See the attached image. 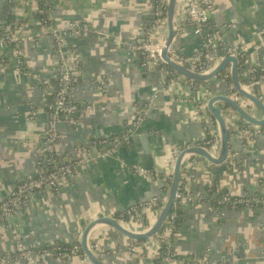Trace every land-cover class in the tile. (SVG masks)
Here are the masks:
<instances>
[{
  "label": "crops",
  "instance_id": "1",
  "mask_svg": "<svg viewBox=\"0 0 264 264\" xmlns=\"http://www.w3.org/2000/svg\"><path fill=\"white\" fill-rule=\"evenodd\" d=\"M50 2L55 6L57 22L93 17L95 28L105 32L103 37L92 33L76 40L71 38L69 42L81 54L72 91V97L80 103L77 111L80 124L76 128L60 127L55 151L61 156H73L76 146L92 139L118 138L133 121L136 108L144 104L150 90L161 86L163 67H147L140 54L129 62L128 49L114 42L140 39L142 28L149 25L152 17L149 0ZM3 6L4 0H0V23L5 21ZM14 17L19 31L41 36L35 42L21 44L25 61L21 72L0 62V200L35 168L47 125L48 103L42 97L37 75H49L57 64L40 23L38 3L17 0ZM211 22L229 44H239L250 53L264 55V0H214ZM200 45V38L186 24L173 46L181 53L190 54ZM230 67L231 64L227 69ZM102 77L107 79L105 91L97 88ZM176 77L169 80L145 117L147 131L151 133L153 128L160 139L152 144V153L161 155L164 163L175 158L178 147L200 141L206 132L205 124L194 112L199 102L205 104L213 95L226 93L219 79L200 81L198 88L190 89ZM242 105L257 118L262 117L250 101H243ZM215 106L221 107L227 118L230 154L237 150L240 155L234 163L228 159L222 164H213L198 155L189 158H197L198 162L190 168L185 191L196 200L184 206L183 219L172 237V245L177 255L192 258L186 264H196L194 259L206 252L213 261L229 258L235 252L237 264H264V206L220 208L208 199L216 195L211 192L212 186L233 195L264 191V132H246L245 128L254 130V126L239 118L223 102L217 101ZM206 127L218 133L216 122ZM103 147L105 144L99 145L97 152L104 151ZM97 155L78 176L63 183L59 191L31 196L26 208L15 216L12 222L24 235L26 246L40 248L54 243H74L79 241L77 237L93 217L110 216L162 193L159 181L137 171L138 166H146L135 148H121L117 156ZM146 215L148 226L158 217L152 209ZM95 240L102 243L108 264H152L158 259L152 238L136 241L110 226L97 224L89 233V241ZM134 242L141 247L128 253V247ZM14 249L10 232L0 227V254ZM43 260L46 264H87L79 255L59 258L46 254Z\"/></svg>",
  "mask_w": 264,
  "mask_h": 264
},
{
  "label": "built area",
  "instance_id": "2",
  "mask_svg": "<svg viewBox=\"0 0 264 264\" xmlns=\"http://www.w3.org/2000/svg\"><path fill=\"white\" fill-rule=\"evenodd\" d=\"M35 1L38 3L41 12V26L44 28L48 42L56 55L57 64L53 66V71L49 75L42 73L37 75V82L41 89L42 97L48 103L47 125L42 134L45 137V141L44 145L40 147L35 168L0 200V227L7 228L15 242V249L13 251L0 254V264H46L43 260V256L46 254L59 258L71 255L85 256L84 253L80 254L79 250L81 246L76 243H70V246L65 248L55 243L51 245L52 248H30L24 244V235L19 231L18 225L13 223L12 220L21 210L26 208L31 196L43 191H59L63 183L74 179L81 173L82 169L88 165L92 158H95L94 155L98 154L105 157L109 154L108 151L94 152V149H97L99 145H106L110 142L109 140L92 139L87 143L76 146L74 155L66 156L64 162L52 156L56 153V144L61 136L60 127L66 125L76 128L80 124V119L77 115L80 103L72 97V91L75 88L80 70L81 54L76 49L70 47L69 42L71 38L72 40H76V38L100 32L94 26L93 17L85 20L72 18L57 22L55 20V6L50 0ZM149 1L152 6V17L149 25L142 28L139 34L140 39L136 38L124 41L116 39L114 41L116 46H123L128 49L127 60L129 62L136 55L140 54L144 62L153 61L155 65L163 67L164 76L161 86H154L146 95L144 104L136 108L133 118V125L136 126L145 120L150 107L159 97L160 93L168 86V76H171V78L177 76L190 89H196L200 84V81L186 78L171 67L164 66L165 63L161 57L164 40L159 39L158 34L160 33V29H163L165 36L168 0ZM16 2L17 0H4V4L12 5L13 14ZM179 2L181 4L177 7V34H181L185 29V25L189 24L191 25L192 32L200 38L201 45L196 52L186 54L176 50L173 44L169 49V55L189 69L201 73L214 70L224 57L236 55L239 59V74L243 87L249 92L254 93L264 102V55H258L256 52L250 53L242 45L229 44L224 40L219 29L212 26L211 12L214 9V0H179ZM15 20L14 18L0 33V62L11 66L16 72H21L25 66L21 44L23 42H35L41 34H25L19 31ZM65 45L70 48L68 51L64 49ZM214 78L223 82L226 87L225 94L230 95L234 100H237L241 104L243 101H250L237 92L231 78L230 69L224 70ZM97 88L100 91L106 90V77L100 78ZM49 96H51L50 100ZM207 102L205 104L199 102L194 108L195 116L205 124L206 132L200 141L178 147L174 153L175 157L184 148L195 145L208 149L214 156L218 155L220 148L219 130L218 133L212 132L213 136L207 138L208 131L210 132V130H208L206 125H212L215 122H213V117L207 109ZM250 126H254V130L249 128H245L244 130L251 134L264 132L262 126L252 124ZM239 155L240 152L236 150L230 154L228 159L231 163H234ZM190 157H186L182 163V177L179 188L165 225L157 235L152 237L156 244V250H158L159 262L157 264H186L192 260L188 256L177 255L172 245V237L177 231L176 219L178 218L179 210L184 208L187 203H192V201L196 200L195 197L187 194L185 191V184L190 168L198 162L197 158L190 160ZM48 162L53 163L54 167L51 170L47 169ZM136 169L141 174L159 181L162 184V193L132 204L110 216L118 220L125 227L136 232H142L149 227L146 219L147 210L152 209L159 214L163 208L172 181L173 168L170 166V169L164 171V173H159L144 166H138ZM232 195L231 193L225 194L219 202L229 200V197ZM250 195L252 194L248 192L236 195L237 198L232 201L233 206L245 204V206L252 207V202L259 199L257 197L250 198ZM89 246L99 258L105 259L106 253L99 240L89 241ZM138 247L141 246L135 245V242L130 244L128 253L136 251ZM194 261L196 264H237L238 256L233 253L229 258L213 261L206 252V254L194 259ZM152 264H156L155 260Z\"/></svg>",
  "mask_w": 264,
  "mask_h": 264
},
{
  "label": "water",
  "instance_id": "3",
  "mask_svg": "<svg viewBox=\"0 0 264 264\" xmlns=\"http://www.w3.org/2000/svg\"><path fill=\"white\" fill-rule=\"evenodd\" d=\"M180 4L181 2H179V0H168L166 34L164 36L163 29H160V33L158 34V38L164 40V47L161 51V57L163 59V62L172 69H174L177 73L182 74L186 78L195 81L211 80L212 78L216 77L221 72L226 70L229 64H231V78L237 92L246 99H249L251 103L255 106V108L261 113L262 117L257 118L256 116L251 114L240 102L234 100L228 94L213 95L207 102V109L212 115V117L215 119L219 130L220 148L218 155L214 156L208 151V149L200 145H195L184 148L175 157V159L167 160V162L165 163L163 162L161 155L154 156L152 153V144L160 140L157 134L154 133V129L151 128L150 130L152 132L149 133L147 131V127H145L147 123L145 122V120L137 126L133 125V121L128 124L124 132L118 138H115L114 140L110 141L107 145H105V147H103V150L108 151L109 155L117 156L119 155L121 148H135L137 150L138 156L141 157L140 161L142 163L144 162L146 168L153 169L159 173H164V171L169 170L171 166L173 168V176L170 188L163 208L158 214L157 219L152 225H150L146 230L142 232H136L125 227L118 220L109 215L93 217L91 221L84 227L83 232L77 237L81 249L85 254V256L83 257V262L87 264H108L105 260L99 258L89 246V233L97 224H104L110 226L121 234H123L124 236L135 240L150 239L161 231V229L165 225L167 216L170 213L174 204L175 196L178 191L179 183L182 177V163L186 157L192 155L202 156L213 164H222L228 160L231 150L230 128L228 126L225 112H223L221 107L215 106V103L217 101H221L224 104L230 106L232 111H234L239 118L245 120L246 122L252 125L264 126V102L254 93L249 92L243 87L239 74V59L236 55H228L224 57V59L214 70L207 73L193 71L188 67L182 65L181 63L177 62L169 55V49L174 44V41L177 36V7ZM2 29L4 28L2 27ZM99 32L100 36L103 37L105 33L104 30H99ZM64 49L68 51L70 48L65 45ZM147 67L155 68L156 65L153 61H149L147 63ZM44 141L45 137L42 136L40 147L44 145ZM97 151L98 148L94 149L95 153H97ZM196 202H198V200ZM245 247L247 246L245 245Z\"/></svg>",
  "mask_w": 264,
  "mask_h": 264
},
{
  "label": "trees",
  "instance_id": "4",
  "mask_svg": "<svg viewBox=\"0 0 264 264\" xmlns=\"http://www.w3.org/2000/svg\"><path fill=\"white\" fill-rule=\"evenodd\" d=\"M12 5L9 4H4L3 8H2V14L5 16V21L3 23H0V33L3 31L2 27L5 28L7 27V25H9L13 20H14V14L12 12L11 9ZM164 66L169 67L167 64H164ZM171 79V76H168V80ZM49 100L51 99V96H49ZM264 128V126H262ZM211 136H213L212 131L210 130V132L208 131V135L207 138H211ZM55 158H58L59 160H61L62 162L65 161V157L66 156H61L57 153H54L52 155ZM53 163L48 162L47 164V169L51 170L53 168ZM211 192L216 193L215 197H212L211 199L208 198L210 200V202L220 208L226 207V206H233L232 201H234V199L237 198L236 195H232L229 197V200L223 201V202H219L220 200L223 199V197L225 196V194H227L228 192L225 189H219L217 186H212L211 188ZM212 194V193H211ZM250 198L252 197H257L259 200H256L254 202H252V206L253 207H258V206H264V191L263 190H259L256 193H253V195L249 196ZM237 206H245V204H238ZM235 207V206H233ZM183 212H184V208L179 210V215L178 218L176 219V230L179 229L180 225H181V221H182V217H183ZM78 244L80 245L79 241L74 242V244ZM57 245L62 246L63 248L70 246V243H55ZM72 244V243H71ZM47 248H52V246H48ZM80 254H83V250L80 248L79 250ZM159 262L158 260H155V263L157 264Z\"/></svg>",
  "mask_w": 264,
  "mask_h": 264
}]
</instances>
